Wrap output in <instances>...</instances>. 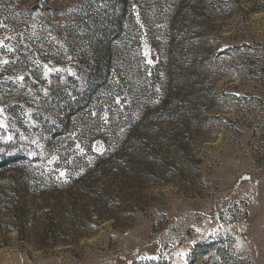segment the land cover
I'll return each instance as SVG.
<instances>
[{"label":"rangeland","instance_id":"rangeland-1","mask_svg":"<svg viewBox=\"0 0 264 264\" xmlns=\"http://www.w3.org/2000/svg\"><path fill=\"white\" fill-rule=\"evenodd\" d=\"M124 1L0 0V264H264V0Z\"/></svg>","mask_w":264,"mask_h":264},{"label":"trees","instance_id":"trees-1","mask_svg":"<svg viewBox=\"0 0 264 264\" xmlns=\"http://www.w3.org/2000/svg\"><path fill=\"white\" fill-rule=\"evenodd\" d=\"M123 4H122V13H129V15L133 16V12H132V2H126L123 0ZM113 13L114 15H112V19H119V15L115 14V9H113ZM205 245V244H204ZM224 248H222L223 250Z\"/></svg>","mask_w":264,"mask_h":264},{"label":"snow or ice","instance_id":"snow-or-ice-1","mask_svg":"<svg viewBox=\"0 0 264 264\" xmlns=\"http://www.w3.org/2000/svg\"><path fill=\"white\" fill-rule=\"evenodd\" d=\"M5 63H7V61H5ZM19 79H22V77H19Z\"/></svg>","mask_w":264,"mask_h":264}]
</instances>
